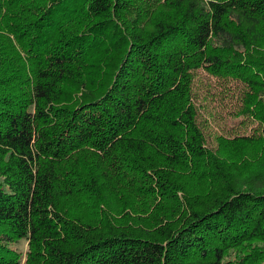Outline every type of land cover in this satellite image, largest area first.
Here are the masks:
<instances>
[{
	"label": "trees",
	"instance_id": "obj_1",
	"mask_svg": "<svg viewBox=\"0 0 264 264\" xmlns=\"http://www.w3.org/2000/svg\"><path fill=\"white\" fill-rule=\"evenodd\" d=\"M0 264H264V0H0Z\"/></svg>",
	"mask_w": 264,
	"mask_h": 264
},
{
	"label": "rangeland",
	"instance_id": "obj_2",
	"mask_svg": "<svg viewBox=\"0 0 264 264\" xmlns=\"http://www.w3.org/2000/svg\"><path fill=\"white\" fill-rule=\"evenodd\" d=\"M244 85L233 78H218L198 70L193 84L198 120L210 146L218 136H242L259 133L261 126L252 118L238 115Z\"/></svg>",
	"mask_w": 264,
	"mask_h": 264
}]
</instances>
